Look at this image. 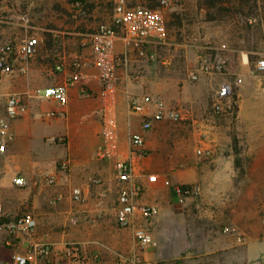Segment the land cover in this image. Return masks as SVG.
<instances>
[{"label": "crops", "instance_id": "0c3cea01", "mask_svg": "<svg viewBox=\"0 0 264 264\" xmlns=\"http://www.w3.org/2000/svg\"><path fill=\"white\" fill-rule=\"evenodd\" d=\"M96 2L90 11L82 13L69 0H0V44L18 42L29 31L35 32L40 40L39 53L32 57L27 75L0 73L1 100L9 93L26 92L29 104L27 114L11 121L6 152L18 160L26 175L27 208L37 221L33 238L53 241L56 249L62 251L66 238L75 235L73 230H83V239L75 241L81 243L88 255H97L92 264H120L123 257L132 255L131 228L121 226L117 220L119 181L115 162L128 156L129 136L141 127L142 115H129V96L149 93L163 98L170 107H184L188 118L180 122L188 124L189 132L199 135L201 145L209 147L211 153L198 160L190 146L181 151L175 141L168 143V134L186 130L183 126H165L167 118L155 121L145 131L148 155L136 161V178L144 187L140 201L156 204L158 212L148 222L138 220L154 234V241L142 251L143 258L172 259L184 253L185 261L200 263L213 251L215 256L228 254V262L219 257L221 264H264V207L259 208L255 201L262 200L264 194L256 196L253 204L252 189H245L243 194L249 197V202L246 199L245 205L238 204L243 190L236 183L235 155L225 144L211 140L212 131L201 117L206 99L205 81H192L190 75V78L183 75V71L202 60L201 44L173 41L174 47L169 48L162 60L153 62V54L158 55V51H153V41L146 45L145 59L151 57L150 61H142L128 42L117 38L114 51L125 56L126 62L117 68L114 92L106 95L98 76L99 67L93 62V49L82 43L86 34L113 21L114 9ZM71 8L75 12L71 13ZM18 27L23 31H17ZM77 56L82 61L85 78L70 87L66 115L48 117L45 113L57 108L58 103L35 91L64 82ZM58 63L63 64L61 70L56 69ZM14 84H20L21 89ZM249 85L253 83H243L241 90L251 89ZM242 107L240 103V111ZM103 114L116 116L118 121L117 138L105 155L98 153L104 141ZM197 122H201L198 131ZM66 158L70 161L69 168L58 170V161ZM254 165L247 168V174L255 168L260 171L257 178L264 179V159ZM37 170L58 171L57 181L48 184L43 178L34 180L32 173ZM154 173L157 180L149 181L148 175ZM184 183L199 185L201 193L178 194L174 186ZM74 188L82 190V200L73 199ZM213 199L219 205L228 203V210L204 203ZM3 208L8 217L12 215L9 207ZM225 210L229 211L228 225L235 227L241 238L225 232L226 224L222 230H211ZM163 229L164 233H160ZM26 244L24 241L0 245V258L9 259L14 250H24ZM120 247L128 252L120 251ZM54 264L79 263L57 256Z\"/></svg>", "mask_w": 264, "mask_h": 264}, {"label": "built area", "instance_id": "2783aa9c", "mask_svg": "<svg viewBox=\"0 0 264 264\" xmlns=\"http://www.w3.org/2000/svg\"><path fill=\"white\" fill-rule=\"evenodd\" d=\"M172 1L160 0L161 7L149 8L145 5L129 7L127 0H115L112 23L103 24L82 38V43L90 45L93 49V62L99 67L98 76L106 95L114 92L117 68L126 62L125 56L115 53V40L121 37L141 55L145 54L148 43L162 40L165 37L166 19L162 8L170 6ZM39 43L38 35L33 33L25 34L18 42L1 43L0 73L27 75L31 59L37 53ZM227 63L228 57L218 54L213 60L201 61L198 67L191 71L190 77L192 80H198L202 73L223 72L227 68ZM71 65L72 72L64 82L48 85L42 90L35 91L38 95L57 101L58 107L45 113L48 117L66 115L65 107L69 100L70 87L85 78L81 69L82 61L78 56L72 60ZM62 68V63L56 65L57 70ZM251 73L258 76L264 84V52L256 58ZM239 80V78L225 80L220 84L212 99V109L215 113H223L231 107V99ZM25 94L26 92H14L7 94L4 101L0 98V153L7 151L11 135V121L29 111ZM153 106L155 109L150 111ZM128 109L129 115L141 114L142 122L140 130L133 131L129 136L128 156L117 159L115 162L119 181L117 220L121 226L131 228L134 239L132 255L123 257L120 264H157L156 261H148L142 256L145 247L154 241V234L147 224L138 222V220L150 221L157 214L158 206L140 201L144 187L136 178V161L148 155V149L145 146V131L150 130L155 121L166 118L175 121L185 120L188 118V111L184 107H170L163 98L149 93L129 96ZM102 119L105 123L102 132L104 141L103 145L99 147L98 153L105 155L117 138L118 121L116 116L106 114L102 115ZM197 153L199 156L208 155L211 153V149L200 146L197 148ZM69 166V159H62L59 162L58 170L65 171ZM57 178L58 171L48 172L43 176L48 184L55 183ZM148 180L156 181L157 174H149ZM15 181L24 184L25 178L17 176ZM174 187L180 195L201 193L199 185L177 184ZM72 196L75 200H82V190L74 188ZM6 216L0 202V245H18L24 241L27 244L24 250H14L9 259L0 258V264H39L40 262L54 264L57 256L79 264H92V259L97 257V255L83 253L81 243L75 240L65 241L62 251H59L53 241L34 239L33 234L37 221L30 213L19 214L8 219H5ZM224 231L236 233L237 237L241 238V234L235 227L226 225Z\"/></svg>", "mask_w": 264, "mask_h": 264}, {"label": "rangeland", "instance_id": "374dc122", "mask_svg": "<svg viewBox=\"0 0 264 264\" xmlns=\"http://www.w3.org/2000/svg\"><path fill=\"white\" fill-rule=\"evenodd\" d=\"M204 1L173 0L170 6L162 8L166 19V33L164 41L156 40L157 42L152 43L153 51H158V55L153 54V62L154 59L162 60L169 48L174 47V44L171 43L173 41L200 43L203 52V58L200 62L213 60L218 54L228 57L225 71L220 73H202L198 79H203L206 84L205 107L201 117L212 131L211 140L225 144V147L231 148L232 153L235 155V163L238 168L236 183L243 190L241 195L238 196V204L245 205L246 199L249 198L243 194L245 189H252L253 198L251 203L253 202L254 204L256 196L264 194V179L257 178L260 171L255 168L254 172L250 173V175L247 174V168L254 167V163L257 160L264 159V101H262L264 99V84L258 76L251 73V69L259 54L264 52V0H252L250 5L242 8L236 7L233 2H225V6H228L225 10H220L218 7L208 8ZM103 2H106V0H103ZM127 4L129 7L136 5L147 6V0H127ZM159 7L161 6L159 5L157 8ZM73 12H75L74 9L71 10V13ZM67 14L69 15V13ZM20 30L23 31L21 27H18L17 31ZM28 33L36 34L32 31ZM145 49V54L141 55L135 50V55L142 61H150L151 57L149 56L150 59H145L148 53L147 48ZM39 50L40 44L36 54L39 53ZM200 62L183 71V75L190 78L191 71L195 70ZM238 78L240 80L233 93L231 107L223 113H215L212 109V99L216 90L223 81ZM243 83H253V85H249L251 89L241 90ZM14 86H17L19 90L21 89L20 84H14ZM240 103L243 105L241 111ZM198 118L200 119V117ZM200 123L197 122L195 125L197 131ZM166 125L167 127L177 128L183 126L186 130L179 134H168L166 138L168 143L175 141L181 151L183 149L186 150L190 146L192 154L198 160L210 155H198L196 147L203 145L199 141V135L195 136L189 132V129H187L188 124L169 119L168 122H165ZM197 143L199 144L197 145ZM59 162L60 160L57 165H59ZM45 173V171L37 170L32 173L33 179L41 180ZM17 176L26 177L22 171V165L18 163V160L9 157L7 152L0 153V202L4 207L6 205L12 210V215H9L11 218L23 213L34 215L27 208L29 200L28 182L25 179L24 184L16 183L15 178ZM252 177L255 178L253 181H251ZM184 184L195 185V183ZM255 201L259 208L264 207V197L262 200L257 199ZM247 202H249V199ZM204 203L210 206H220L227 210L229 208L228 203L223 205L220 203L221 205H219L215 199L211 203ZM117 207L118 203L116 211ZM228 214L229 211L218 218L217 223L213 225L215 228L211 230H222L225 224L228 225ZM73 233L77 236L67 237L66 240L83 239L81 238L82 233H84L83 230H73ZM160 233H164V229L160 230ZM130 246H132V243H130ZM122 247H120V251L126 254L128 251H124ZM86 252V250H83V253L88 254ZM214 253L216 252H208L200 263H197V261L193 263L185 261L184 253L172 259L161 257L155 261L157 264H221L219 257L225 259L224 261H229L228 254L222 256L216 254L215 256Z\"/></svg>", "mask_w": 264, "mask_h": 264}, {"label": "trees", "instance_id": "16d2710c", "mask_svg": "<svg viewBox=\"0 0 264 264\" xmlns=\"http://www.w3.org/2000/svg\"><path fill=\"white\" fill-rule=\"evenodd\" d=\"M69 1L73 3V7L76 10H79L82 13L90 11L97 3L96 0H69ZM251 1L252 0H205L204 3L208 8L218 7V9L220 10H225L228 7V6H225L224 4L225 2H233L236 7L242 8V7H245L246 5H250ZM99 3L103 7L107 6L108 8L115 9V4H116L115 0L114 2L113 0H108V1L106 0V2H103V0H99ZM159 5H160V0H147V7L149 8H157ZM8 218L9 217L6 216L5 219H8Z\"/></svg>", "mask_w": 264, "mask_h": 264}]
</instances>
